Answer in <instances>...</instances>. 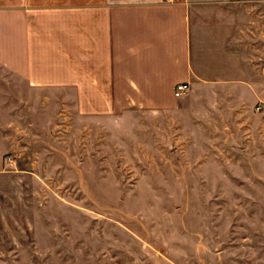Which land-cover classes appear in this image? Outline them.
Here are the masks:
<instances>
[{
	"label": "crops",
	"instance_id": "1",
	"mask_svg": "<svg viewBox=\"0 0 264 264\" xmlns=\"http://www.w3.org/2000/svg\"><path fill=\"white\" fill-rule=\"evenodd\" d=\"M260 126L264 0H0V176L32 150L95 154L96 130L178 163ZM259 229L239 225L241 264H264Z\"/></svg>",
	"mask_w": 264,
	"mask_h": 264
},
{
	"label": "rangeland",
	"instance_id": "2",
	"mask_svg": "<svg viewBox=\"0 0 264 264\" xmlns=\"http://www.w3.org/2000/svg\"><path fill=\"white\" fill-rule=\"evenodd\" d=\"M255 130L201 161L143 158L103 130L95 154H24L0 176V264H241L239 225L264 226V200L237 204L242 184H264ZM260 229L247 245L262 250Z\"/></svg>",
	"mask_w": 264,
	"mask_h": 264
},
{
	"label": "built area",
	"instance_id": "3",
	"mask_svg": "<svg viewBox=\"0 0 264 264\" xmlns=\"http://www.w3.org/2000/svg\"><path fill=\"white\" fill-rule=\"evenodd\" d=\"M187 88H188V83H182V82L177 83V84L175 85V87H174L175 94H176L177 96H179V95L183 94L184 92H186ZM9 158H10V157H8V159H9Z\"/></svg>",
	"mask_w": 264,
	"mask_h": 264
}]
</instances>
